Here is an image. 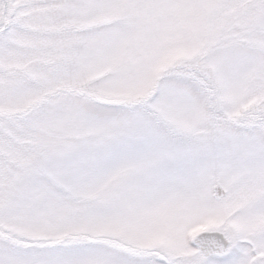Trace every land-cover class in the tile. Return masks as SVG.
<instances>
[{"label":"snow or ice","instance_id":"6c2138e0","mask_svg":"<svg viewBox=\"0 0 264 264\" xmlns=\"http://www.w3.org/2000/svg\"><path fill=\"white\" fill-rule=\"evenodd\" d=\"M0 264H264V0H0Z\"/></svg>","mask_w":264,"mask_h":264}]
</instances>
